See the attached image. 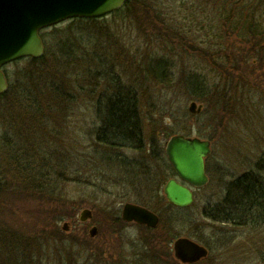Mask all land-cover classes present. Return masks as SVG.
Here are the masks:
<instances>
[{
  "label": "rangeland",
  "instance_id": "obj_1",
  "mask_svg": "<svg viewBox=\"0 0 264 264\" xmlns=\"http://www.w3.org/2000/svg\"><path fill=\"white\" fill-rule=\"evenodd\" d=\"M158 1L164 13L162 24L150 23L151 6L145 5L150 3L139 4L131 18L120 8L95 23L72 25L68 19L57 24V29H43L48 56L44 64L21 59L5 66L11 96L0 103V170L5 184L0 200H7L5 206L0 203V220L21 225L25 219L40 218L51 228L58 226L63 235L62 240H57L71 244L77 256L84 255L88 248L100 251L103 246L109 254L125 255L126 264H143L136 254L144 256L151 249V245L144 246L146 238L152 241L150 235H157L158 239L172 228V234L209 248L207 259L197 264H264V226L219 225L210 218L212 208L224 198L231 181L263 167L264 65L252 57L264 45L258 39L248 38L241 28L233 30L228 22L235 21L240 14L247 17L254 7L251 4L257 6V2ZM163 24L183 30L184 44H175L170 51L172 46L169 44L168 48V42L159 35L163 34L159 30ZM70 41L77 43L76 52L66 56L62 51ZM151 56H165L172 62L168 81L159 83L143 71ZM191 74L200 76V83L205 84L200 99L189 85ZM117 85L137 96L146 145L143 151L107 149L96 139L106 102L113 97ZM43 94L54 100L53 106H40L41 111H37L42 101L38 106H26L30 105L28 99L24 103L25 95L39 101ZM193 101L203 106L201 112L189 110ZM33 120L40 123L37 128L42 126L39 132L31 127ZM167 133L200 137L210 140L212 145L206 159L209 182L192 189L194 202L187 207L169 205L162 191L168 172L158 165H163V160L149 154L155 142L165 147L172 136L167 138ZM17 148L26 150L20 160L27 161L39 154L64 171L67 180L60 181L56 189L52 182L50 189L56 194L37 198V194L31 196L36 190L29 196L24 192L28 176L22 167L16 166L13 152ZM144 162L156 163L151 165L158 175L154 178L161 183L160 193L140 185L142 172L130 174L133 169L129 163H138L142 169ZM50 196L65 205L47 204ZM36 199L44 203L37 204ZM126 202L158 214V231L151 233L132 222L113 224L110 217L120 216ZM10 203L21 205V211L16 213L20 210L16 206L15 210L9 208ZM84 208L93 211V218L81 222L79 214ZM75 213L72 223L69 217ZM65 222L69 224L68 230L63 229ZM92 226L98 229L96 236L90 235ZM29 228L28 233L42 229L34 225ZM39 237L41 233L30 235L29 239L40 246Z\"/></svg>",
  "mask_w": 264,
  "mask_h": 264
},
{
  "label": "trees",
  "instance_id": "obj_2",
  "mask_svg": "<svg viewBox=\"0 0 264 264\" xmlns=\"http://www.w3.org/2000/svg\"><path fill=\"white\" fill-rule=\"evenodd\" d=\"M254 1L257 2V6L254 5V3L251 4L254 7L251 8L252 11L248 13L247 17L245 14L239 13L240 15L235 19V21L228 18L227 19L228 22L231 23L230 26L233 27V30L241 28L243 34H245L248 38L253 37V39H258L261 41V44L264 45V0ZM141 3H150V5L145 4L148 6V8L151 6V11L150 9L148 11L151 13L150 16L152 17L150 23L161 22V20H163L162 16L164 13L162 12L163 9H160L162 6L158 0H128L119 11L122 10L127 12L128 17L131 18V15L135 13L137 6ZM119 11L113 12V14ZM101 19L102 17H77L70 19L69 22H71L72 25H75V23L78 22L95 23ZM162 26L164 29H162V27L159 30L163 31V34L159 35L164 41L168 42V48L169 44L172 46V49H169L170 51H173L175 44H178L179 46L184 44V37H186V33L183 30L176 27L174 29L171 27L170 29L165 24ZM57 28V25L51 26V29ZM44 30L42 29L40 31V35L47 47V38L44 36ZM65 44L64 45L67 49L62 51L64 55L69 56L76 52L74 51V48L77 45L76 42L70 41L68 44ZM64 45H62V48ZM176 49L178 48L176 47ZM256 50L257 55L252 58H254V61L258 60L260 64L264 65V48L258 47ZM206 57L207 55L205 58ZM47 58L48 56L45 54L43 57L38 59L32 57L23 59H30L32 63L41 62L44 64ZM147 61L148 62L146 65L143 66V71L147 72V74H150L152 78L155 79V81L164 83L172 76L173 64L167 57L151 56ZM189 82V85L196 91V97L200 99V90L202 89L205 91V84L202 86L200 83V76L191 74L189 76ZM192 82L194 83L192 84ZM10 88L4 94H0V103H4L10 99ZM51 91L52 90H49V92ZM43 95V98L39 101H36L34 98H27V95H25L26 102L22 100V103H27L28 99L30 100V105L26 104V106H35V104H39L40 101H42L37 111H41L42 108L40 106H53L55 103L54 100L49 99L48 97L50 96L47 94ZM53 97H55L54 94ZM3 109L6 110L7 108ZM36 125H40V123H36V121L33 120L31 127H33L35 131L39 132L42 126L37 128ZM42 131L44 130L42 129ZM171 135H174V133H167L166 137L169 138ZM95 136L98 143L104 145L107 149H130L134 151H143L146 149V145L144 144V134L139 102L136 94H134L131 90L128 91L127 89L122 88L120 85L115 87L113 97L106 102L105 111L97 131L95 132ZM25 152L26 150L23 148H17L13 152L16 166L22 167L23 172H26L25 175L28 176V179L30 180L28 182V179H26V184L23 187L24 192L29 196L30 194L28 193L36 190V192H33L31 196H35L37 194V198H42L43 195L56 194V192L54 190L51 191L50 188H52V185L54 184L53 188L56 189L60 181L67 180V177L64 175V171L62 169L58 170L55 166H52L54 163L52 159L51 162L50 160L46 159V157L40 158L39 154L37 156L34 155V157L33 155H30L31 157H29L27 161L20 160L21 157H25ZM149 152L151 157L155 156L157 159L163 160V165H158L162 166V168L168 172L166 179L175 176V172L165 154V147L162 146V144L159 142L153 143ZM52 155H54V153H52ZM107 155L108 158L111 159V154L109 153ZM38 163L40 165H38ZM151 163L156 165L155 162H147L145 165H143L142 169H140L138 163H129V168L131 169L132 166L133 169L131 170L132 172H130V174L134 176L139 175V171L140 173L142 172L143 178L141 177L138 179L140 185H142V187H144V189L147 191H150V188H154V193H160L161 183H158L156 178H154L153 175H155V172L153 164L151 165ZM150 166L152 168H150ZM262 166L263 167L260 168L258 172L245 173L228 184L224 198L212 208L211 215L213 216L210 218L214 223L219 225L245 228H250L251 226H264V158H262ZM166 179L164 181H167ZM138 180L136 181L138 182ZM144 183H146V186H144ZM3 191H5L4 176L0 170V195ZM25 199H27V197H25L23 200ZM1 200L0 203H3L5 206L7 200H5V198H1ZM36 200L37 204L44 203L39 199ZM55 200L56 202L52 200L50 196L46 203L51 204L54 202L55 204H60L61 206L65 205L64 202L58 203L56 198ZM15 206L16 208L20 209L16 210V213L20 212L22 209L21 205H13L10 203L9 208L15 210ZM73 215L69 217V221H72V223L76 220V213ZM62 217L60 216V219H62ZM110 218L113 221V224L116 225H118L121 221L124 222L119 214L111 216ZM24 221L26 222L19 225L11 223L7 220H0V264H126L124 259L125 255L116 256L114 253L109 254L107 250L105 251L103 246H101L100 251H93L88 248L84 255L80 254L77 256L78 253H76L75 248L71 244H68L67 242L63 243V241L62 243H59L60 241L57 240V238L62 240L61 237L63 235V233L60 232L58 226L51 228L50 225H46L44 222H41L40 218L36 219L35 221L33 219H25L22 222ZM30 225H34V227L40 226L42 229H39V231H35V229H33V231L28 233L26 230L30 229ZM167 226V228L170 227L169 225ZM159 227L160 225L155 229H146L153 233L156 230L158 231ZM171 229H168L162 233L161 237L158 239L157 235H150L152 241H149L150 238H146V241H144V246L149 248L151 245V249L149 248L147 250L148 253H146L144 256L142 254H136V256H138L136 258H142L141 263L143 264H177V262L174 260L170 246V243L177 235L172 234ZM39 233H41L39 241L42 242V244L40 246L38 244L35 246L33 243L34 240L29 239V236L31 235L34 237ZM43 236H46V238H44L45 240L42 238ZM49 236L51 237L47 238ZM42 239L44 241H42ZM144 259H147L148 262L146 263ZM127 264L130 263L127 262Z\"/></svg>",
  "mask_w": 264,
  "mask_h": 264
},
{
  "label": "water",
  "instance_id": "obj_3",
  "mask_svg": "<svg viewBox=\"0 0 264 264\" xmlns=\"http://www.w3.org/2000/svg\"><path fill=\"white\" fill-rule=\"evenodd\" d=\"M128 0H0V94L9 89L3 66L32 56L40 58L45 45L40 31L71 18H98L108 15ZM202 105L191 102L189 110L199 113ZM212 152L210 140L196 136L175 134L166 142L165 153L178 178H170L163 187L167 200L177 207H187L194 202L193 188H201L209 182L206 159ZM93 217L90 208L79 214L81 222ZM126 222H136L155 228L160 218L145 206L127 202L122 208ZM63 229L68 230L65 222ZM96 226L90 235L96 236ZM175 258L184 263H196L208 256V249L188 237H179L172 244Z\"/></svg>",
  "mask_w": 264,
  "mask_h": 264
},
{
  "label": "flooded vegetation",
  "instance_id": "obj_4",
  "mask_svg": "<svg viewBox=\"0 0 264 264\" xmlns=\"http://www.w3.org/2000/svg\"><path fill=\"white\" fill-rule=\"evenodd\" d=\"M165 198H166V196H165ZM166 200H167V198H166ZM168 201V200H167ZM127 203V202H126ZM168 203L170 204V205H172L169 201H168ZM124 206V205H123ZM172 206H174V205H172ZM158 215V214H157ZM159 216V215H158ZM120 217L122 218V210H121V214H120ZM93 218V217H92ZM160 218V217H159ZM122 220H123V218H122ZM124 221V220H123ZM125 223H126V221H124ZM127 223H131V222H127ZM132 223H135V224H138V223H136V222H132ZM159 224H160V222H159ZM142 227H145V228H148V229H155V228H157V227H155V228H151V227H148L147 225H143V224H140ZM159 226V225H158ZM92 227H94V226H92ZM91 227V228H92ZM179 237H185V236H176L174 239H173V241L170 243V246H171V252H172V254H173V257H174V260L177 262V264H197L198 262H201V261H203V260H205V259H207V257L209 256V253H208V256L207 257H205V258H202L201 260H199L198 262H196V263H184V262H182V261H180V260H178V259H176L175 258V255H174V251H173V248H172V244H173V242H174V240L175 239H177V238H179ZM199 243V242H198ZM199 244H201V243H199ZM202 245V244H201ZM204 246V245H203ZM207 249H208V252H209V248L207 247V246H205Z\"/></svg>",
  "mask_w": 264,
  "mask_h": 264
}]
</instances>
